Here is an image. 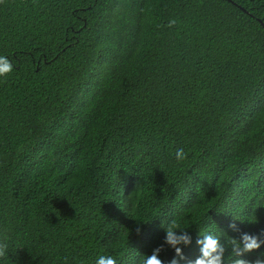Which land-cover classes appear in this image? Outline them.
I'll return each mask as SVG.
<instances>
[{"label":"trees","instance_id":"obj_1","mask_svg":"<svg viewBox=\"0 0 264 264\" xmlns=\"http://www.w3.org/2000/svg\"><path fill=\"white\" fill-rule=\"evenodd\" d=\"M0 56V264L264 230V0H2Z\"/></svg>","mask_w":264,"mask_h":264},{"label":"clouds","instance_id":"obj_2","mask_svg":"<svg viewBox=\"0 0 264 264\" xmlns=\"http://www.w3.org/2000/svg\"><path fill=\"white\" fill-rule=\"evenodd\" d=\"M2 2V0H0ZM176 24L175 20L169 22V27ZM12 62L4 56H0V76H5L12 71ZM185 153L182 149L177 150L176 159L178 161L185 159ZM229 227L234 231L237 229L236 223L232 222ZM179 225L172 221L164 229L165 236L162 243L152 250L150 255L142 258L140 264H165V261L160 258V253L165 251V248L174 250L175 255L167 262V264H224L225 247L219 239L211 234H206L202 238L197 236L196 244L199 246L200 255L194 259L185 256L180 245L188 246L191 243V236L187 231L178 232L176 229ZM137 234L141 231V227L137 226ZM179 233V234H178ZM231 247V253L235 259L231 260V264H264V256H257L253 260L243 258L245 253L258 251L264 246V230L259 235L250 234L240 231L239 238H230L227 242ZM7 245L0 243V257L5 256ZM96 264H117L115 258L111 256H99Z\"/></svg>","mask_w":264,"mask_h":264}]
</instances>
